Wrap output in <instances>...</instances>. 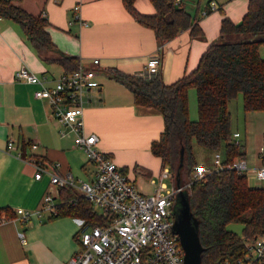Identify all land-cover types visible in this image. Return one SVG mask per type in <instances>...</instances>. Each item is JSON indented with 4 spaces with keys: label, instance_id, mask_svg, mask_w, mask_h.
<instances>
[{
    "label": "crops",
    "instance_id": "obj_1",
    "mask_svg": "<svg viewBox=\"0 0 264 264\" xmlns=\"http://www.w3.org/2000/svg\"><path fill=\"white\" fill-rule=\"evenodd\" d=\"M184 2L181 0L185 8ZM211 2L221 15L197 19L204 39L191 38L186 30L162 45L151 29L133 19L121 0L13 2L28 14L46 19V31L56 52L36 51L18 23L0 18V264H64L77 251V219L51 218V213L43 211L40 216L33 215L23 222L16 214V209L38 211L46 191L56 199L55 207L79 195L76 189H50L49 174L34 180L29 158L41 161L48 173L60 176L72 175L74 166L83 170L89 166L86 177L91 181L94 172V166L85 160L72 138L59 136L62 127L51 116L49 105L34 97L38 86L15 81L16 71L24 66L36 76H44L45 85L51 86L64 71L54 60L60 53L76 57L85 65L97 59L95 79L99 87L85 95L82 109L85 131L98 136L99 149L113 159L138 191L136 182L142 179L154 188L150 180L163 167L150 147L163 132V118L152 108L135 105L130 90L111 73L136 75L143 72L148 61L157 59L163 82L171 84L194 70L202 53L218 40L221 19L226 16L238 23L246 13L248 0L234 1L241 5L235 14L230 10L225 14L214 0H207L201 14L209 9ZM75 5L79 6L80 20L86 26L73 19ZM133 6L144 15L155 12L149 0H135ZM199 9L196 5L195 18ZM239 95L227 104L230 129L232 135L239 134L234 140L241 146V158L247 168L253 170L264 163V111H244ZM9 140L14 146L8 151ZM33 144L35 148L31 147ZM246 178L250 188L264 187V180L259 181L250 173ZM20 233L24 243L19 240Z\"/></svg>",
    "mask_w": 264,
    "mask_h": 264
},
{
    "label": "trees",
    "instance_id": "obj_2",
    "mask_svg": "<svg viewBox=\"0 0 264 264\" xmlns=\"http://www.w3.org/2000/svg\"><path fill=\"white\" fill-rule=\"evenodd\" d=\"M18 1L0 0V18L18 23L36 51L56 52L46 31V19L32 16L13 4ZM121 1L137 23L154 32L161 45L186 30L191 38L204 39L197 19L182 3L149 0L155 12L144 15L134 9L135 0ZM232 36L247 39L231 41ZM260 45H264V0H248L241 20L233 23L224 16L218 40L206 48L194 70L174 83L165 84L160 69L150 81L140 74L111 73L130 90L135 105L152 108L162 116L164 129L159 140L151 143L150 152L161 159L163 168L169 169L173 183L178 171L183 184V171L190 177L200 167L194 144L211 152L221 151L223 165L241 158V146L231 133L227 104L240 94L244 111H264V58L260 56ZM54 60L66 71L78 64L76 57L63 53ZM189 89H194L196 95L197 119L193 121L188 117ZM185 195L190 214L198 224L203 249L201 264H225L241 258L245 254L244 242L264 232V187L250 188L245 174L226 168L213 171L203 181L193 182ZM73 201L64 200L55 207L51 218L69 216L98 224L99 217L87 200L77 195ZM230 223L242 225L241 236L226 228ZM253 264H264V258Z\"/></svg>",
    "mask_w": 264,
    "mask_h": 264
},
{
    "label": "built area",
    "instance_id": "obj_3",
    "mask_svg": "<svg viewBox=\"0 0 264 264\" xmlns=\"http://www.w3.org/2000/svg\"><path fill=\"white\" fill-rule=\"evenodd\" d=\"M173 1L176 5L181 4V0ZM216 7L211 2L209 9L202 14L206 15L216 10ZM72 11L73 19L79 21L81 26H86V22L80 20L79 6L75 5ZM97 65V59H92L88 65L78 61L75 69L64 70L51 86L45 85L44 76H36L24 66L14 75L15 81L38 86L34 97L49 105L51 116L62 127L59 136L71 137L74 146L81 149L86 161L94 166L91 181H76L70 173L64 176L48 173L43 163L33 157L27 160L34 167V180H39L45 173L49 174L50 185L56 189H76L94 211L95 207L100 209L99 213L95 211L99 217L98 224L77 219L75 236L78 248L64 264H184L178 237L172 232V207L176 194L186 191L193 182L203 181L213 171L223 168L245 175L250 173L255 179L262 181L264 163L253 170L247 168L242 158L223 165L221 154L214 152L212 167H198L187 183L176 187L169 169L164 167L150 180L154 185L152 193H140L110 157L99 149L98 136L85 131L83 103L86 93L99 87L95 79ZM157 73V59H154L148 61L139 74L144 80L150 81ZM232 136L236 139L239 134ZM13 146V142L9 140L7 150L13 149ZM31 147L35 148V145ZM168 179L172 182L170 188L166 183ZM70 203L74 201L71 200ZM43 211L55 213L50 191L43 196L38 211L30 213L16 209L15 212L21 221L27 222L33 215L40 216ZM18 236L20 242L24 243L23 234ZM244 249L245 254L241 258L225 264H253L264 258V232L252 241H245Z\"/></svg>",
    "mask_w": 264,
    "mask_h": 264
},
{
    "label": "rangeland",
    "instance_id": "obj_4",
    "mask_svg": "<svg viewBox=\"0 0 264 264\" xmlns=\"http://www.w3.org/2000/svg\"><path fill=\"white\" fill-rule=\"evenodd\" d=\"M184 1H185L184 2L185 3V9L191 14V16L193 18L195 17V6L196 5H199V7H200V9L197 11V18L196 19H198V20H204L206 18L214 19V16L220 18L221 11H219L218 9L215 10L214 12L209 13L206 16L201 14V10L206 5L207 0H184ZM214 1L218 5V7L223 8L225 14H226V12L228 13L229 10L233 12L232 14H235V13H238L241 9V5L238 4V2H234L237 0H214ZM230 2H232L231 5L226 9L225 6ZM190 5H193L194 10ZM205 38H206V36H205ZM244 39L246 40L247 37L246 36H241V37L240 36H232L231 37V41H236V40L238 41V40H244ZM259 52H260V56L262 58H264V45H260ZM41 77H43V76H41ZM239 96H241V95H239ZM188 117L191 121L197 119L196 95H195L194 89L188 90ZM193 152L195 155V159L199 165L212 167L214 152L208 151V150H206V149H204V148H202L196 144L193 145ZM216 152H219L222 155L221 151H216ZM110 159L113 161L112 158H110ZM74 160H77V159H74ZM87 168L89 169L90 167L86 166L85 167L86 170H83L82 167H78L76 169V166L71 168V173H72L73 177L76 179V181H78V180L87 181V177H86V175L88 174ZM44 177H46V176H44ZM182 177H183V184H185L189 181L191 174H190V177L186 176L184 174V171H183ZM172 182H173V180H172ZM172 182L170 179L166 180V183H167L169 188L172 186ZM136 185H137V188L139 189V191L141 190L140 192H143L146 195L152 193V191L154 190L153 186L149 185V183L147 182L146 179L145 180L142 179L141 181H137ZM49 188L52 190L56 189L52 185H50ZM52 196H53V194H52ZM55 202H56V199H53V204ZM95 211L97 213H99L100 209L98 207H95ZM44 214H46V213H44ZM226 228L228 230L236 233L238 236L242 235V225L240 223H230L226 226ZM76 246H77V241H76Z\"/></svg>",
    "mask_w": 264,
    "mask_h": 264
},
{
    "label": "water",
    "instance_id": "obj_5",
    "mask_svg": "<svg viewBox=\"0 0 264 264\" xmlns=\"http://www.w3.org/2000/svg\"><path fill=\"white\" fill-rule=\"evenodd\" d=\"M183 149L180 151L179 168L182 166ZM174 185L179 187L180 173L175 174ZM178 199L172 208L173 226L172 232L177 235L180 247L183 251L184 264H201L202 246L197 233V221L190 214L185 191H180L175 196Z\"/></svg>",
    "mask_w": 264,
    "mask_h": 264
},
{
    "label": "flooded vegetation",
    "instance_id": "obj_6",
    "mask_svg": "<svg viewBox=\"0 0 264 264\" xmlns=\"http://www.w3.org/2000/svg\"><path fill=\"white\" fill-rule=\"evenodd\" d=\"M177 202H178V199L175 197V199H174V203H173V206L176 205ZM172 208H173V207H172Z\"/></svg>",
    "mask_w": 264,
    "mask_h": 264
}]
</instances>
